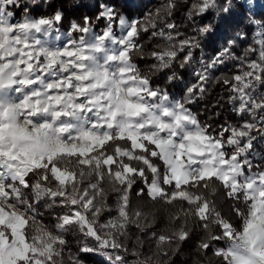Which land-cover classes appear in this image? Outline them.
<instances>
[{
	"label": "snow or ice",
	"instance_id": "1",
	"mask_svg": "<svg viewBox=\"0 0 264 264\" xmlns=\"http://www.w3.org/2000/svg\"><path fill=\"white\" fill-rule=\"evenodd\" d=\"M26 4L52 11L33 15ZM177 7L178 0H164L129 19L98 0L95 17L71 19L61 33L63 0L55 8L52 0H0V264H84L82 253L109 264H168L161 257L179 253L194 227L205 233L196 243L202 255L264 264V153L256 151L264 143V0H193L189 21L214 10L232 29L250 13L214 55L202 45L213 25L185 35L173 20ZM253 25L252 44L235 55ZM54 31L56 39L65 36L62 44L38 35ZM142 34L162 43L146 53L137 42ZM136 57L152 62L142 70ZM229 63L232 74L213 80ZM194 64L196 82L179 98L154 82L168 70L166 81L178 82L175 69L190 72ZM210 82L228 87L238 123L213 128L192 110ZM133 191L138 199L180 202L169 213L171 229L151 232L156 250L149 256L139 234L128 246L132 226L147 236L156 223L153 213L133 207ZM41 204L54 223L43 222ZM69 234L78 237L76 251Z\"/></svg>",
	"mask_w": 264,
	"mask_h": 264
},
{
	"label": "trees",
	"instance_id": "2",
	"mask_svg": "<svg viewBox=\"0 0 264 264\" xmlns=\"http://www.w3.org/2000/svg\"><path fill=\"white\" fill-rule=\"evenodd\" d=\"M24 0H22V3ZM62 0H52L53 8L60 6ZM106 2H110L114 4V7L119 10L122 14H124L129 19L142 17L149 10H154L159 7L164 0H106ZM193 0H178L177 10L173 14L174 22L179 26L178 30L185 35L193 36L197 35L194 28L203 26L205 24L211 23L213 25V33L208 34V36L202 40V45L204 46V51L206 54L214 55L216 51L219 50L221 45L226 46V41L235 34V31L240 28H244L247 23V17L250 15L248 11H245V20L238 25L237 28L229 29L228 26L220 24L216 13L214 10H210L203 17H194L193 21H189L186 18L187 8L191 6ZM218 2H222V0H218ZM77 5H80L77 7ZM25 6L33 9V15L45 14L47 12L52 11V9L46 7V5L41 4L39 8L36 6L26 4ZM63 6L65 9V19L63 21V25L60 26V29L66 30L69 27V20L76 19L80 20L84 15L95 17L96 12L98 11V0H63ZM23 12V8L16 10V18H20L21 13ZM261 16H256V19H261ZM219 25V26H218ZM104 26V21L101 20L97 27L101 29ZM247 39L243 42L238 41V46L234 48L235 55H243L244 49L247 48L253 42L252 35L256 30L255 25L247 27ZM150 35V33H149ZM138 43L144 46L145 52H149L152 50L153 46L156 44L162 43L160 40H148L147 35H141V37L137 41ZM196 58L200 57V50H195ZM255 58V57H253ZM135 62H137L142 70L146 69L147 64L152 61L146 59H140L139 57L134 58ZM199 67V64H194L191 71L180 70L176 68L175 70L178 72L181 80L178 82H173L169 84L166 81V76L171 74V70L166 71L163 75L157 74L154 77V82L160 84L161 87L167 88V90L175 97L179 98L183 95L184 90L187 86L196 82L195 78V69ZM234 66L229 63L228 68H223L220 71L213 72V80L215 77L220 76L222 74L231 75L232 71H234ZM208 92L205 95L204 100L198 101L196 104L191 105L192 110L194 112L200 113V120L202 122L211 123L213 128H217L221 124L225 123H233L236 124L239 122V117L233 113L232 105L228 103V98L230 95L229 89L227 86L221 84H217L214 82H210L208 85ZM261 92H264V88L260 89ZM219 100V104L221 106H214L216 101ZM207 108V111H205ZM220 113L219 116L215 115V113ZM264 148V143L259 145V150L262 152ZM139 184L137 185V188ZM222 194V190H221ZM116 196L114 193H109V205L111 207H115ZM217 201L219 203V197H217ZM230 203V202H229ZM132 204L133 207L140 206L143 211L151 212L154 214L156 223L152 225L151 229L148 231L147 236L144 234H140L138 230L132 226L130 228V236L131 239L128 241L129 249L134 244L137 234L141 235V237L145 240L143 252L145 256L152 255V253L156 250L155 241L149 239L151 236V232L155 231L159 233L164 229H171L172 225H170L168 216L169 213L174 212L176 208L180 206V202H177L175 207L170 205H165L163 201H151L150 198L145 196L143 199H138L135 195V191L132 193ZM186 207V205H185ZM243 207V205H241ZM43 209H45L44 205L41 204L39 211L43 213ZM112 215H115V212H112ZM108 217L104 215L101 219V223L104 222ZM152 216L148 217V221L150 222ZM43 222L46 224V221L43 217ZM194 224V222H190ZM178 226V225H177ZM205 235L202 229L198 227L193 228L192 238L184 243L181 247L179 253L172 255L169 257H161V260L168 261V264H221V262L212 255V251L209 250L206 255H202L196 249L197 241ZM78 237L69 234V247L72 248L73 251H76L78 248L77 245ZM89 246H92L91 243ZM81 257L84 261V264H109L105 257L100 256L96 253H82ZM129 260L133 259L129 255ZM155 259V257H154ZM65 260H67V251H65Z\"/></svg>",
	"mask_w": 264,
	"mask_h": 264
},
{
	"label": "rangeland",
	"instance_id": "3",
	"mask_svg": "<svg viewBox=\"0 0 264 264\" xmlns=\"http://www.w3.org/2000/svg\"><path fill=\"white\" fill-rule=\"evenodd\" d=\"M259 2H260V0H256V3H259ZM16 19H19V18H16ZM67 30H68V28L66 30L60 29V32L61 33H66ZM94 31L99 32L100 29L97 28V27H94ZM117 32H119V28L118 27H117ZM38 35H39L40 39L47 40L49 44L59 45V44H62L64 42V40H65V36L64 35H61L60 39H56L55 31L53 33H50L49 36H47V37H44L41 34H38ZM252 38H253V35H252ZM260 144H261V142L258 140L257 143H256V151L257 152H260V150H259V145ZM262 153H264V148L262 149ZM43 217H44V219L46 221V224H52V223L55 222L54 219H53V213L48 211L47 209H43Z\"/></svg>",
	"mask_w": 264,
	"mask_h": 264
}]
</instances>
